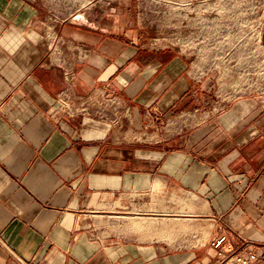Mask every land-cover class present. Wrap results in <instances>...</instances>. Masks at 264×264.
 <instances>
[{
	"label": "crops",
	"instance_id": "crops-1",
	"mask_svg": "<svg viewBox=\"0 0 264 264\" xmlns=\"http://www.w3.org/2000/svg\"><path fill=\"white\" fill-rule=\"evenodd\" d=\"M118 5L0 0V264H264V86Z\"/></svg>",
	"mask_w": 264,
	"mask_h": 264
},
{
	"label": "rangeland",
	"instance_id": "rangeland-1",
	"mask_svg": "<svg viewBox=\"0 0 264 264\" xmlns=\"http://www.w3.org/2000/svg\"><path fill=\"white\" fill-rule=\"evenodd\" d=\"M79 0H73V2ZM90 1V0H87ZM121 25L156 54H181L219 68L255 91L264 86V0H108ZM129 4V6H127ZM106 10L112 8L105 5ZM129 18L126 22L125 17Z\"/></svg>",
	"mask_w": 264,
	"mask_h": 264
},
{
	"label": "built area",
	"instance_id": "built-area-1",
	"mask_svg": "<svg viewBox=\"0 0 264 264\" xmlns=\"http://www.w3.org/2000/svg\"><path fill=\"white\" fill-rule=\"evenodd\" d=\"M54 42L55 44L60 46V49H63V42H61V39L58 36H54ZM65 45V44H64ZM65 76L68 80H72L73 76H74V71L73 69H68L67 71H65ZM227 241V237L226 235H222L219 238H217L216 240L213 241V243L211 244L212 247L214 248H219L220 245H222L223 243H225ZM255 259V255L253 253L248 254L246 257H239L237 258V262L238 263H244V264H252L251 262Z\"/></svg>",
	"mask_w": 264,
	"mask_h": 264
}]
</instances>
